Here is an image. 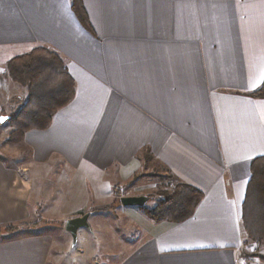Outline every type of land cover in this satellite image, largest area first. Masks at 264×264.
Here are the masks:
<instances>
[{
    "label": "crops",
    "instance_id": "obj_1",
    "mask_svg": "<svg viewBox=\"0 0 264 264\" xmlns=\"http://www.w3.org/2000/svg\"><path fill=\"white\" fill-rule=\"evenodd\" d=\"M82 1L92 32L69 0H0L1 67L46 47L75 82L49 128L0 139V264H88L84 241L73 263L65 222L89 212L98 228L119 182L157 169L202 192L193 215L122 207L128 250L92 264H242L250 163L264 157V98L249 96L264 79V0ZM48 221L61 239L39 231Z\"/></svg>",
    "mask_w": 264,
    "mask_h": 264
},
{
    "label": "trees",
    "instance_id": "obj_2",
    "mask_svg": "<svg viewBox=\"0 0 264 264\" xmlns=\"http://www.w3.org/2000/svg\"><path fill=\"white\" fill-rule=\"evenodd\" d=\"M69 4L80 24L92 32L83 1L69 0ZM6 71L25 93L24 102L5 121L11 126L6 143L18 144L28 131L49 128L53 116L74 99L75 82L62 57L46 47H37L13 57L6 64ZM249 96L264 98V79ZM202 198L203 194L199 190L177 182L169 193L159 195L153 207L141 209L151 221L181 223L193 215ZM241 223L249 241H264V157L255 158L250 163V179L241 207ZM12 229L8 227L6 230ZM257 258L264 262V255Z\"/></svg>",
    "mask_w": 264,
    "mask_h": 264
},
{
    "label": "rangeland",
    "instance_id": "obj_3",
    "mask_svg": "<svg viewBox=\"0 0 264 264\" xmlns=\"http://www.w3.org/2000/svg\"><path fill=\"white\" fill-rule=\"evenodd\" d=\"M23 98L25 99L24 90L11 80L5 67H1L0 65V118L3 117V115H8L9 117L12 116L16 111L15 105L20 106L24 101ZM10 131L11 126L8 122H6L3 126H0V139L2 137L7 139ZM56 171V169L55 171H52L50 177L54 174H56V176L57 174H60L58 173L59 171ZM172 179L165 173L164 170L157 169L151 170L142 176H138L137 178H133L129 184L127 183L126 185H121L122 183L119 182L120 186H118L113 193V202L104 209L106 211L101 213V216L98 218L99 220L97 219L98 228L94 227L96 216L93 213V216H91L88 223V225L91 224L93 227V232H88L90 228L80 230V237L77 236L79 237L77 239V245L73 248L74 250L70 252V255H74L76 258L73 263H77V255H79L78 247L82 245V241H84L85 249L84 259L88 264L93 263L94 257L101 260L103 258H107L108 254L114 251L120 252L121 255L126 252L129 247L128 241L129 239H133L135 234L132 232L133 229L129 227V223L121 210L124 207L120 203V198L129 197L132 196V194H136L138 196H148L150 197L149 201L144 207L151 208L153 207L154 202L159 198L160 194L169 193L172 190V187L177 184V181ZM56 197L59 201V196L56 195ZM55 206L58 207L59 203ZM127 208L143 212L141 209L142 207ZM56 215L58 216L54 215L53 218L63 217L61 210ZM59 226L60 225L57 221H48L47 225L39 231L43 232V229H45L53 237V239H61V227ZM82 233H88L87 235H89L88 237L90 239H82ZM65 239L71 238L68 236ZM245 244L246 247L244 248L245 252L243 253V256L245 255L244 257H246L249 262L264 255V241L261 243H255L249 241L246 236Z\"/></svg>",
    "mask_w": 264,
    "mask_h": 264
},
{
    "label": "water",
    "instance_id": "obj_4",
    "mask_svg": "<svg viewBox=\"0 0 264 264\" xmlns=\"http://www.w3.org/2000/svg\"><path fill=\"white\" fill-rule=\"evenodd\" d=\"M3 118L0 120V122H3L7 119V117H1ZM149 201L148 196H129V197H121L120 203L123 207H144L146 203ZM90 216V213H85L80 217L68 219L65 222V231L71 236L72 244L75 245L77 241V232L81 228H89L88 225V217Z\"/></svg>",
    "mask_w": 264,
    "mask_h": 264
},
{
    "label": "built area",
    "instance_id": "obj_5",
    "mask_svg": "<svg viewBox=\"0 0 264 264\" xmlns=\"http://www.w3.org/2000/svg\"><path fill=\"white\" fill-rule=\"evenodd\" d=\"M241 263H242V264H250L249 260H247L246 257H243V258L241 259Z\"/></svg>",
    "mask_w": 264,
    "mask_h": 264
},
{
    "label": "snow or ice",
    "instance_id": "obj_6",
    "mask_svg": "<svg viewBox=\"0 0 264 264\" xmlns=\"http://www.w3.org/2000/svg\"><path fill=\"white\" fill-rule=\"evenodd\" d=\"M3 118H0V120H2Z\"/></svg>",
    "mask_w": 264,
    "mask_h": 264
}]
</instances>
